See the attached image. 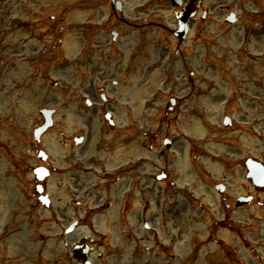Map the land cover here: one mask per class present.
<instances>
[{"label": "rangeland", "instance_id": "1", "mask_svg": "<svg viewBox=\"0 0 264 264\" xmlns=\"http://www.w3.org/2000/svg\"><path fill=\"white\" fill-rule=\"evenodd\" d=\"M36 1L37 3L31 0H0V12L5 15L4 19L6 15H9V19L21 20L20 22H27L28 24L36 23L35 21L40 18H46L48 27L56 26L58 30L63 31L65 37L61 50L63 51V56L70 60H74L79 55L82 47H90L96 48V54L91 59L92 62H109L110 60L105 59V54L106 52H113V60L111 62L123 63L126 67L131 62L130 59L133 54L136 57L134 67L140 73L143 67L153 63L161 55H165L167 51L172 55L174 61L177 60V54L183 52L180 54L182 60L178 58L172 67L170 64L168 70L184 76L183 68L185 70L188 68V72L192 69H197V71L195 70L197 82L195 95L198 98L195 110L202 114V117L196 115L198 119L191 118L190 120L195 121L191 125L184 121L176 123L175 118L172 116L163 125L175 126L177 124L179 127L178 131L190 140L189 153L199 157L197 163L192 162L188 153V145L185 141L180 140L179 143L186 147V154H184L186 162L183 164L179 160L175 161L179 156L168 160L171 163L169 170L172 171L171 173L169 172L171 176L169 185L174 186L177 191H181L184 188L194 190L192 181L197 177H202L201 171L208 173L209 181L205 177L203 180L208 182V186H211L210 195L207 196L205 188H203V191L198 190L197 197L202 201V197L206 196V201H203L205 208L209 210V215L210 212L214 214L216 220H218L217 215L221 212L220 207H222V204L221 200L213 194V185L219 183L223 176H226L227 198L229 201H233L240 196L253 194L252 188L245 180L244 171L238 164L249 157H257L264 163V103L261 102V117H258L259 106L256 105L254 99V96L259 93L263 95L264 99V37L261 40L252 41L248 46L249 51H245L243 48L240 49L247 18L242 16L235 6L237 1L206 0L203 5V10L208 13L206 23L203 24L199 21L192 23L187 41L181 46L178 45L179 43L175 39L166 37L164 34L166 33L169 36V32L176 30L174 11L166 5L153 3L152 5L157 8H153L152 13H159L160 16L152 20L141 16V21L136 23L133 20L140 14V10L144 4H147L148 0H119L124 4L125 10L123 14L116 16L105 3V0ZM31 4L38 5L39 12ZM254 10H256V7L253 4H247L244 12L249 14ZM233 11L237 16L239 14L241 21L233 27L225 28L221 26L220 23L223 22V19ZM51 18H54L55 22H51ZM199 18L200 14L197 19L199 20ZM154 20L161 21L154 22ZM150 22L155 24L153 28L155 30L148 34H145L143 30L131 32L129 28L132 24H137L139 27H147ZM2 24L6 25L7 23ZM5 28L1 27L0 31H5ZM158 29L163 30L164 33ZM112 31L117 32L122 37L116 44H112L109 37ZM14 36L15 33L13 38L7 40V43L12 45L17 43L18 48H21V42L26 36L22 34ZM236 41H238V50L234 52L229 48L228 42L233 46ZM244 45H247V41H245ZM100 46L101 48H99ZM25 50V54L33 52L28 47ZM101 50L106 52L101 55ZM235 53L238 55L235 56ZM33 56L31 55L30 57ZM48 56L49 60H52L53 54ZM60 62L61 60L54 62L50 70L51 83L49 84V88H55L51 89V91L54 93V102L59 105V109L63 106L62 81L64 80V71L58 67ZM202 62L211 67L209 69L212 72H210V75L214 76L208 77L203 74ZM192 64L194 65L193 67ZM26 69V67L23 68L24 71ZM164 76L165 74L159 72L152 74L148 77L149 83L141 87L136 93L134 109L136 123L140 117H144L145 114L150 112V108L164 109L168 94L172 90L171 83L163 84ZM135 80L137 84L140 79L135 78ZM218 80L225 82L226 88L220 85ZM56 84L59 85L58 88L55 87ZM164 86L166 91L163 92ZM219 88L220 91L218 92ZM238 89L242 90L243 100L240 112L237 110L230 114L224 111V102L221 101L220 104L213 103V100L219 94L232 97ZM159 92L166 95L164 97L163 95L158 96V99L154 102V98ZM186 94L187 92L180 96L184 97ZM191 104L190 102L185 103L183 109H187V106ZM161 114L158 116L160 117ZM225 115H230L234 119L235 132L222 131L221 125ZM160 119L164 120L161 117ZM198 120L206 124L205 128L197 124ZM139 125L142 126L143 122ZM217 137L226 138L228 142H224L223 147H220L216 141L210 140V138ZM226 144H228V148ZM226 151L230 153V155L226 156V161H223V159L214 160L208 156L215 154L223 157ZM194 165L198 166V170L192 169L196 168ZM220 166L225 168L226 172H223ZM57 199L65 202L62 190L58 197L53 200L56 205ZM259 201L264 203V194L259 195ZM17 202L18 204L20 203L18 199ZM26 205L29 206L28 203ZM60 207L62 210L63 204ZM54 209L53 205L51 211H55ZM17 214L18 210L13 208L12 200L0 192V240L5 237L4 241H6H0V264H19L18 255L24 257L23 264H49L52 256L63 255L64 242L72 239V237L69 238L64 235L65 228L72 222L73 218L70 221L65 220V224H63L62 221L54 220V218H59L60 215H47L42 210L36 214L39 215V220H44L43 222L47 223L41 225V222L30 223L29 221L28 225L20 218L12 220ZM252 214L258 218V221H248ZM204 215L206 216V214ZM23 216L25 218L29 217L28 214H23ZM228 216L230 220L226 221V225L230 228V232H220L221 234L218 236L214 235L216 228L211 225L209 218L204 221H197L195 225L190 224L187 226L184 223L181 251L183 260L185 257L190 258V256L198 255L199 259L196 264H223L222 259H224V256L222 251L225 246H222L221 243L218 246L213 245V243H217V239H220L227 244H231V246L235 244L241 258L246 260V264H261L258 261L264 263V253L261 251H259L261 260L257 258L256 260H249L246 249L242 247L239 241L244 237L238 238V228L242 227L241 233L245 234V228L248 227H246V224L249 226L255 225L259 228H255V234L260 237L264 236V210L253 206L237 211L231 210ZM259 219H262L261 223H259ZM60 223L62 227L59 226ZM37 224L38 229L35 226ZM252 238L255 237L253 236ZM40 252H43L42 262H39L38 258ZM5 254L6 256L4 257ZM56 258L62 261L61 257Z\"/></svg>", "mask_w": 264, "mask_h": 264}, {"label": "water", "instance_id": "2", "mask_svg": "<svg viewBox=\"0 0 264 264\" xmlns=\"http://www.w3.org/2000/svg\"><path fill=\"white\" fill-rule=\"evenodd\" d=\"M262 176V175H261Z\"/></svg>", "mask_w": 264, "mask_h": 264}]
</instances>
